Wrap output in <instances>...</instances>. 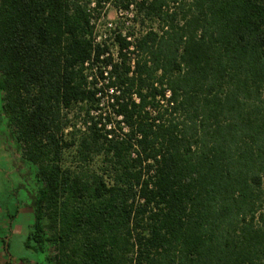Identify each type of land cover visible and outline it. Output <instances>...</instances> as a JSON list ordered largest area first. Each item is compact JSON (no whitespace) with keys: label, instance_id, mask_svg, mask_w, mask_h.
<instances>
[{"label":"trees","instance_id":"1","mask_svg":"<svg viewBox=\"0 0 264 264\" xmlns=\"http://www.w3.org/2000/svg\"><path fill=\"white\" fill-rule=\"evenodd\" d=\"M0 131L36 264H264V0H0Z\"/></svg>","mask_w":264,"mask_h":264},{"label":"rangeland","instance_id":"2","mask_svg":"<svg viewBox=\"0 0 264 264\" xmlns=\"http://www.w3.org/2000/svg\"><path fill=\"white\" fill-rule=\"evenodd\" d=\"M117 21L114 9L106 7L105 15L96 24L98 34L108 36ZM80 118L75 121V129L82 128ZM69 131L67 128L63 132L66 139ZM72 157V149L64 153L65 167L75 166ZM90 164L91 169L98 171V158L93 159ZM32 177V172L29 175L25 170L13 144L0 131V264H36L41 259L39 255L23 247L31 223L26 193L30 190Z\"/></svg>","mask_w":264,"mask_h":264},{"label":"flooded vegetation","instance_id":"3","mask_svg":"<svg viewBox=\"0 0 264 264\" xmlns=\"http://www.w3.org/2000/svg\"><path fill=\"white\" fill-rule=\"evenodd\" d=\"M28 205V204H27ZM29 207V206H28ZM29 211H30V209H29ZM5 247V246H4Z\"/></svg>","mask_w":264,"mask_h":264}]
</instances>
